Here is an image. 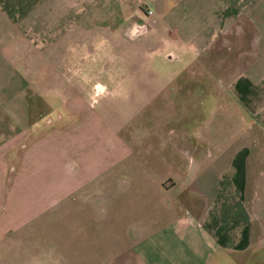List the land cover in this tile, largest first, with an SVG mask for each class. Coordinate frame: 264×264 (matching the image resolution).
<instances>
[{
	"label": "crops",
	"instance_id": "1",
	"mask_svg": "<svg viewBox=\"0 0 264 264\" xmlns=\"http://www.w3.org/2000/svg\"><path fill=\"white\" fill-rule=\"evenodd\" d=\"M0 264H264V0H0Z\"/></svg>",
	"mask_w": 264,
	"mask_h": 264
},
{
	"label": "rangeland",
	"instance_id": "2",
	"mask_svg": "<svg viewBox=\"0 0 264 264\" xmlns=\"http://www.w3.org/2000/svg\"><path fill=\"white\" fill-rule=\"evenodd\" d=\"M104 110L105 113H108L107 119L109 120V122L113 123L111 127H113V129H116L117 134L124 138L125 141H129L130 143L136 142L139 132V118L136 107L128 106L125 104H116L106 107L104 108ZM132 159L136 160L135 157H133ZM55 237L56 235L54 233H51L50 238L46 240H49L51 244H55L56 242L53 241L55 240Z\"/></svg>",
	"mask_w": 264,
	"mask_h": 264
},
{
	"label": "built area",
	"instance_id": "3",
	"mask_svg": "<svg viewBox=\"0 0 264 264\" xmlns=\"http://www.w3.org/2000/svg\"><path fill=\"white\" fill-rule=\"evenodd\" d=\"M147 11H149V10H147Z\"/></svg>",
	"mask_w": 264,
	"mask_h": 264
}]
</instances>
